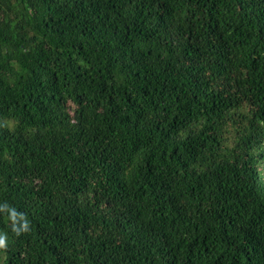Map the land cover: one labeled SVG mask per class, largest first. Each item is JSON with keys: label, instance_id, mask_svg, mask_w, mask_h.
Instances as JSON below:
<instances>
[{"label": "trees", "instance_id": "obj_1", "mask_svg": "<svg viewBox=\"0 0 264 264\" xmlns=\"http://www.w3.org/2000/svg\"><path fill=\"white\" fill-rule=\"evenodd\" d=\"M0 264H264V0H0Z\"/></svg>", "mask_w": 264, "mask_h": 264}, {"label": "clouds", "instance_id": "obj_2", "mask_svg": "<svg viewBox=\"0 0 264 264\" xmlns=\"http://www.w3.org/2000/svg\"><path fill=\"white\" fill-rule=\"evenodd\" d=\"M7 209V215L11 223V231L15 236H20L30 229V220L27 215L18 211L14 206L10 205L7 201L0 202V212ZM9 244L8 232L0 231V249H4Z\"/></svg>", "mask_w": 264, "mask_h": 264}]
</instances>
